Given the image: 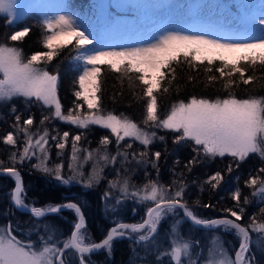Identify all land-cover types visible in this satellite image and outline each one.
Instances as JSON below:
<instances>
[{
	"label": "snow or ice",
	"instance_id": "snow-or-ice-1",
	"mask_svg": "<svg viewBox=\"0 0 264 264\" xmlns=\"http://www.w3.org/2000/svg\"><path fill=\"white\" fill-rule=\"evenodd\" d=\"M63 7L67 8L68 5ZM16 8L17 0H0V13L6 14L8 28H13L16 23ZM258 23L261 35L256 38L221 39L202 34L167 32L156 43L145 47L104 51L88 49L87 46L93 43L92 39L86 30H81L82 26L73 13L63 11L56 15L45 14L42 19L37 20V26L42 32L40 43L44 51H36L25 57L21 48L6 42L0 43V104L22 98L25 105H38L48 113L42 115L39 125L33 131L35 121L30 110L26 109L22 113L15 105L11 108L14 116L12 130L0 136V142L16 148L19 134L22 133L24 139L16 151L10 152L8 165L0 160V174H6L14 180V187L10 191V204L14 209H22L30 216V225L39 223L46 216L62 209L73 210L76 216L72 230L66 238L62 234L58 236L55 228L47 230L48 225H45L47 234L37 241H33L31 237L18 238L14 231L15 228H21V225H13L12 221L6 226H0V264H89L88 257L93 252L106 250L110 254L114 240L122 237L133 238L136 244H143L146 249H155L156 264H201L200 259L194 258L199 256L194 248L200 242L181 233L183 222L209 230L223 228L234 231L239 240L233 259L219 239L213 236L203 264H249V228L261 234L259 240L264 244V222L258 223L255 216L250 218L251 223L247 227L238 222L242 220L245 212L243 205L250 203L248 196L242 197L239 186L230 192L231 200L235 201L233 207L223 209L227 216L204 219L196 214L185 199L187 183L184 171L174 173L176 178L169 185L151 179L145 171L146 182L137 185L132 182V172L135 169L124 165L131 157L138 166L150 164L159 173L158 161L162 153L150 151V146L156 140H165V136L157 135V129L172 133L174 145L187 143L191 147L195 155L183 166L189 173L194 165L217 157L231 158L226 166L227 173L233 172L234 165L238 169L250 154H257L264 165V96L238 98L232 91L240 83L248 85L256 79L252 75H245L249 67L254 68L259 64L264 68V13ZM30 31L31 28L27 26L12 30L6 40L22 41ZM68 45H73L75 53L70 59L74 64L73 70L77 73L73 80L72 93L76 99L73 100V107L64 110L57 96L58 74L50 71L48 65ZM216 60L221 62L220 66L210 67ZM204 61L208 65L205 67V72L209 73L208 82L222 80L227 95L214 99L191 96L186 101L177 100L161 116L157 93L170 91V87L164 86L162 81L171 85L175 80L176 68L173 65L187 63L191 69H198L199 64ZM101 65H107L115 72L131 73L143 86L140 124L123 113H105L102 109L99 95ZM212 73H219V77ZM129 79L132 77L129 76ZM84 105L87 106V111L82 110ZM52 120L73 125L80 130L98 126L108 130L115 139L113 141L108 135H104L96 148H84L80 146L84 131L70 135L69 131L61 134L53 129V135L46 126ZM126 138L138 142L143 150H133L132 143L121 144ZM69 142L71 151L66 152ZM113 142L116 145L115 154L109 150V145ZM53 147L60 162L51 161L50 152ZM33 158L36 163L31 167L38 172L62 185L78 184L87 189L105 180L108 165L120 164L121 167L112 169L115 178L107 180L108 189L104 192L103 199H114L115 203L111 206L113 212L127 199L145 205L142 222L126 223L114 220V226L104 238L93 242L78 203L69 201L63 205L30 206L26 203L22 176L17 165ZM65 161L67 174L64 171ZM89 162L91 168L85 172V165ZM179 164V160L174 162V166ZM223 180L224 176L218 170L207 176L200 185L201 190L204 185L216 190ZM244 184L253 189V197L260 196L264 200V166L256 169L255 174L249 173ZM193 204L204 208L212 207L210 204H201L199 200ZM260 212L264 215V208ZM169 215L174 218V222L167 233L168 243L161 246V242L157 240L159 225ZM178 216L180 218L175 219Z\"/></svg>",
	"mask_w": 264,
	"mask_h": 264
},
{
	"label": "trees",
	"instance_id": "trees-1",
	"mask_svg": "<svg viewBox=\"0 0 264 264\" xmlns=\"http://www.w3.org/2000/svg\"><path fill=\"white\" fill-rule=\"evenodd\" d=\"M63 1V5H68L78 12L79 20L100 23L99 17L96 13V5L94 0H58ZM136 5L135 3H133ZM131 4L126 5V13L110 14L107 16L106 22L101 26V29H106V35L99 33L96 40L100 43L110 38L116 30H125L128 27L135 30L136 28L148 29L151 25L156 23L155 17L141 15ZM188 13L184 15L189 25H196L206 20L217 26H225L237 29L242 24L244 13L247 7L241 0H195L190 6ZM111 9V7H109ZM133 9V10H132ZM33 8L27 9L21 17L16 20L13 28L6 27V15L0 13V43H9L10 45L19 47L23 50L25 57L31 55L36 51H44L41 46L42 32L40 27L37 26V20L42 19L45 14L50 15V10L37 11ZM30 27L31 31L22 41L11 42L6 40V36L11 34L12 30H19L23 27ZM106 26V28H104ZM99 28V29H100ZM74 44V41H73ZM91 49V46H87ZM73 45H68L63 49L59 56L48 65V69L58 74V87L57 96L64 108L73 107V100L76 98L72 95L74 91L73 80L77 73L73 70L74 64L70 59L74 55ZM183 59V58H181ZM199 64V62H197ZM220 61H214L210 67L220 66ZM176 68L175 80L171 85L162 81L166 87H170L168 93L162 91L157 93L159 113L163 116L177 100H187L191 96L197 98H210L214 99L217 96L224 97L227 92L223 89V81L209 83L205 72L207 61L199 64L198 69H191L187 63L173 65ZM102 73L101 81V106L105 113L113 112L116 115L123 113L127 117L133 119L140 124L143 113V100L142 88L143 86L136 81L135 76L131 73L125 74L122 72L112 71L107 65H101ZM164 71V70H162ZM219 77V73H212ZM246 76L252 75L256 77L248 85L240 83L238 87L232 89L238 98H246L251 95L264 96V68L257 64L254 68L249 67L245 73ZM129 76L132 79H129ZM189 77H192L189 80ZM83 103L82 101H79ZM15 105L22 113L28 109L34 117L33 131L39 125L42 115H47V110L38 105H25L22 98H14L10 103L0 104V136L7 131H11V124L14 121V116L11 112L12 106ZM86 109V105L83 106ZM82 109V110H83ZM26 118V116L24 117ZM46 126L49 131L54 135L53 129L59 131H69L70 135H75L79 131H84V138L80 142V146L84 148H96L100 138L108 135L114 141V137L106 129L98 126H91L88 130L76 129L73 125H68L63 122L52 120L47 122ZM143 127V125H140ZM158 136H165L164 141L156 140L150 146V151H160L162 153L159 164V173L152 169L151 165H137L136 161L131 160L126 162L124 167L135 169L132 172V182L137 185H142L146 182L145 171L151 179L158 180L161 184L169 185L175 179L174 173L184 171V179L187 183L185 189V199L190 206L194 208L196 214L204 219H214L227 216L223 211L224 208H231L235 204L230 198V192L236 186H239L242 191V197L248 196L250 203L243 205L245 212L241 221L242 226L247 227L255 216L257 222H264V215L261 214L260 209L264 208V200L260 196L253 197L251 194L253 189L248 188L244 184V180L248 177L249 173L255 174L256 169L264 166L261 164L260 158L257 154H250L245 162L240 164L237 169L233 166V172L227 173L226 166L231 158H215L209 159L200 164L193 166L192 171L189 173L184 169V164L195 153L192 152L191 147L187 144L174 145L172 143L173 134L167 130L157 129ZM21 137L16 148L6 146L0 142V160L8 165V157L10 152L16 151L20 147ZM132 143L133 150L141 151L142 146L138 142L131 139L122 141L121 144ZM50 143H54L51 142ZM109 150L115 154L116 145L111 143ZM69 147L66 152H70ZM52 162H60L56 156V150L53 147L50 152ZM176 160L180 161L178 166H174ZM36 163L35 158L18 164V169L22 176V182L26 193V203L35 206H55L63 205L66 202L72 201L80 205L82 212L86 219L87 232L90 234L93 242H99L104 238L108 230L114 226V220H119L126 223L142 222L145 213V205L137 204L132 199L124 201L116 212L111 210L112 204L115 203L114 199L105 201L103 199L104 192L108 189L107 180L115 178L114 168L121 167L120 164L108 165L105 170V180L91 189L83 188L78 184L62 185L55 181L53 178L45 176L31 167ZM221 171L224 180L216 190H211L209 185H204L201 190L200 185L207 178L216 171ZM64 171H67L66 161ZM237 177L240 179L237 180ZM14 187V180L6 175H0V226H6L9 221L13 225H21V228H15L14 234L18 238L25 239L31 237L33 241H37L40 237L47 234V230L55 228L57 235L62 234L67 237L72 230L73 224L76 220L73 210L64 209L59 213L46 216L42 221L34 225H30V216L26 213L15 210L10 204V191ZM259 187V185H257ZM199 200L201 204H210L212 207L204 208L193 204L194 201ZM133 209H136L134 212ZM182 215V213H181ZM180 217H175L179 219ZM231 218V217H229ZM174 222L173 217L164 218L160 225L157 234V240L161 242V246L168 243L167 233L170 226ZM48 225V229H45ZM181 233L185 237H191L193 240H198L200 245L194 248V252L199 253V256L194 258L200 259L201 264L207 253L209 242L213 236L217 237L219 241L226 247H234V231H226L223 228L217 229H204L195 227L190 223L183 222L180 227ZM250 235H253V230L249 228ZM239 246V244H238ZM237 246V247H238ZM234 255V254H233ZM251 262L253 264H264V253L251 247ZM157 252L155 249L149 250L143 244H136L133 238L122 237L116 238L113 242L112 251L109 254L106 250H99L92 253L89 257V264H156ZM74 264V262H73Z\"/></svg>",
	"mask_w": 264,
	"mask_h": 264
},
{
	"label": "rangeland",
	"instance_id": "rangeland-1",
	"mask_svg": "<svg viewBox=\"0 0 264 264\" xmlns=\"http://www.w3.org/2000/svg\"><path fill=\"white\" fill-rule=\"evenodd\" d=\"M195 0H94L96 5L97 17L100 19V23L86 22L83 19L79 20L78 12L71 7L64 8L63 1L58 0H17V8L15 10V20H18L27 9L33 8L37 11L50 10V15L60 14L63 11H69L73 13L77 18V22L82 26L81 30H86L89 38L93 43L90 45L92 48H97L104 51L111 50H123L126 48L145 47L149 44L156 43L161 36L167 32H181L186 35H207L209 38H221V39H247L256 38L261 35L258 23L261 14L264 13V0H241L247 7L246 13H244V19L242 24L237 29L225 26H217L206 20H202L201 23L196 25H189L187 19H184V15L189 12V6ZM135 3L136 5H134ZM131 4L135 6V9L141 15H147L149 17H155L156 23L151 25L148 29L136 28L135 30L128 27L125 30H116L110 38L104 39L101 43L96 40L101 31L102 34L106 33V29L100 27L106 22L109 12L114 14L126 13V5ZM111 7V9H109ZM133 10V9H132ZM36 11V12H37ZM38 13V12H37ZM4 14V13H1ZM6 15V14H4ZM100 28V29H99ZM106 28V26H104ZM106 35V34H104ZM83 111H87L83 109ZM21 144L24 137H21ZM128 139V138H126ZM91 168V162L85 165V172ZM67 174V171H65ZM74 212V211H73ZM167 217H172L171 215ZM166 218V217H165ZM253 235H250L251 243L250 250L247 253L249 264L251 262V247L252 245L256 250L264 253V244L259 240L260 233L253 231ZM235 246H224L227 253L233 258V254L237 249L239 240L234 232ZM203 264V263H202Z\"/></svg>",
	"mask_w": 264,
	"mask_h": 264
},
{
	"label": "water",
	"instance_id": "water-1",
	"mask_svg": "<svg viewBox=\"0 0 264 264\" xmlns=\"http://www.w3.org/2000/svg\"><path fill=\"white\" fill-rule=\"evenodd\" d=\"M0 175H6V174H0ZM7 176V175H6ZM16 210V209H15ZM62 210H64V209H62ZM61 210V211H62ZM17 211H20V212H23V213H25L22 209L21 210H17ZM60 211V212H61ZM59 213V212H58ZM27 214V213H26ZM232 219H234V218H232ZM238 248V247H237ZM97 252V251H96ZM94 253V252H93ZM235 258V253H234V256H233V259Z\"/></svg>",
	"mask_w": 264,
	"mask_h": 264
}]
</instances>
